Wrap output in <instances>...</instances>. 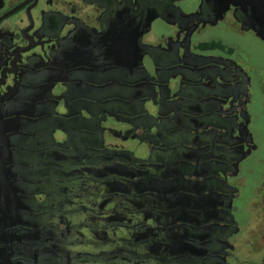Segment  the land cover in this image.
<instances>
[{
	"label": "flooded vegetation",
	"instance_id": "obj_1",
	"mask_svg": "<svg viewBox=\"0 0 264 264\" xmlns=\"http://www.w3.org/2000/svg\"><path fill=\"white\" fill-rule=\"evenodd\" d=\"M253 3L0 0V122L20 123L19 134L32 142L30 154L41 155L44 174L63 173L66 158L84 170L74 166L73 179L64 172L55 181L63 195L50 186L22 187L15 171L18 193L29 189L31 196L19 195L13 230L46 228L41 220L58 198L70 212L111 219L136 214L130 217L139 229L132 236L139 240L127 244L125 256L84 264H264V173L255 175L264 168V146L252 129L254 110L264 111V100L257 99L264 95V64L253 59L245 41L251 34L264 48ZM183 133L189 136L183 153L161 156L172 147L166 135ZM106 134L120 142L108 143ZM84 135L97 138L79 146ZM129 139L148 147L141 158L153 148L155 160L136 162L126 153L109 163L132 171L98 179L101 164L82 160L83 152L113 156L110 149L128 150L121 142ZM29 175L37 176L35 170ZM116 178L140 180L128 184V192L103 184ZM9 209L3 208L8 217ZM5 230L11 236L0 248L11 245L10 264H50L51 258L64 264L63 257L78 264V251L54 250L46 237L20 240L18 230Z\"/></svg>",
	"mask_w": 264,
	"mask_h": 264
},
{
	"label": "crops",
	"instance_id": "obj_2",
	"mask_svg": "<svg viewBox=\"0 0 264 264\" xmlns=\"http://www.w3.org/2000/svg\"><path fill=\"white\" fill-rule=\"evenodd\" d=\"M114 122V121H113ZM111 123L108 122L107 124L109 125H113V126H117L118 128L122 129L124 128L123 125L117 123V125L115 123ZM73 125V124H72ZM85 125V124H84ZM74 126V125H73ZM90 126V125H89ZM21 125L19 122L15 123L12 119L11 120H3L2 122H0V131L1 133V143H2V149L0 150V183L2 182V180H6L7 182H10L11 185L16 186L17 180H16V176H14V172L15 171H20V176H19V181H20V185L22 187H36L35 185H37L38 187L41 186H50L53 189V193L56 195H63V192H57L59 191L58 189V184L55 182L58 179H64L63 175L66 174V177L68 179H73V175L71 174V171H74L72 168H74L75 162V158H66L64 159L63 163L67 164V167L63 170L65 172L60 173L58 170L52 169L49 173H45L44 174V168H42L41 166V155L37 154V155H32L29 153V149H31L30 145H31V141H29L30 139L27 138L26 134H19L21 133L20 131ZM26 131V130H25ZM28 132V130L26 131ZM23 133V132H22ZM107 135V134H106ZM58 137H63V135H57ZM97 138L96 135H94V138H92V136H83L81 138V142H77L78 145H87L92 139L95 141V139ZM107 138V136H106ZM100 140V138H99ZM113 140V139H112ZM112 140H106L108 143L112 142ZM114 142V141H113ZM127 141H123L121 142L126 148L127 147ZM141 144V143H140ZM144 146V149L148 150V147L145 144H141ZM145 151L142 152V155H145L144 153ZM78 152L75 151L73 153H69L66 155H73V154H77ZM79 154V153H78ZM82 154V160L84 162H92V163H99L101 164V168H104L105 166L109 165L111 161H113L112 158V154L111 153H105L104 156H98V155H92L90 153H85L83 152ZM19 159L17 160L16 159ZM98 160V161H97ZM17 161H20L21 164H30L29 168L26 166H20L17 165L16 163H18ZM36 167H34V165ZM109 163V164H108ZM16 164V165H15ZM40 165V167H39ZM68 165H70L68 167ZM17 166H19L17 169ZM34 167V169H33ZM79 170L84 171L81 169V167H77ZM31 170H35L37 176H31L29 175V172H31ZM99 171V170H98ZM110 170L106 171L105 173H103L102 176H100L98 173L96 174L97 179L98 178H104V177H109L111 175H113L115 172H109ZM8 172V175L5 173ZM6 174V175H3ZM49 174V176H48ZM121 174V173H120ZM45 175V176H44ZM121 175H125L122 173ZM48 177H51L52 179H54L53 181H48L47 179H49ZM68 187H70V184H72V182L70 183L69 181H67ZM1 185V184H0ZM78 186L81 187L83 186V183H78ZM108 186V185H107ZM122 186L123 190L118 189V191L120 192H128V188H126L128 185H119V187ZM100 187V185H99ZM109 187V186H108ZM72 188V187H71ZM112 191H117V188L113 189L112 187H109ZM82 189V187H81ZM79 188V190H81ZM101 189V188H100ZM95 190V189H93ZM30 191V192H29ZM42 192H44L42 190ZM67 192V191H66ZM70 191L67 192L66 195V199L68 200V194ZM84 193V191H81ZM98 193H99V189H98ZM16 194L19 196L21 194H23V196H31V190H27L25 191V193H18V191L16 192ZM39 195V193H36V195ZM66 194V193H65ZM22 197V195H21ZM30 198V197H29ZM66 204V205H65ZM50 208L46 209V211H49V213H47L45 216H43V219L41 220L42 225L44 226H49V225H58L60 226L63 230H61V232L57 231L54 233H49L47 232L46 235L51 234L52 236L56 235H60L61 239L60 241H56V240H50V243H48V247H50L51 249H58L59 251H65V250H71L73 249L74 251L77 250H81L80 252H82L83 255H85L86 257L92 258V259H99V258H109L112 257L113 255H120V256H125L123 253V251H125L127 244H131L138 242L139 237H133V233L134 230H131L130 228L133 225H137L138 222H136V220H133L130 216H122L119 218H102V217H95L92 214L89 213H85L84 211L80 212V213H75V212H70L69 211V207L66 203V201L64 199H58L55 198L50 202ZM70 209H72V207H70ZM75 210V209H72ZM28 212H30L29 210H27ZM57 212V213H52L51 212ZM31 213V212H30ZM84 213V214H82ZM63 214V215H61ZM65 214L73 215L72 218L75 220H67L68 218L66 216H64ZM82 214V215H80ZM88 214V215H87ZM80 218L85 219V222L83 225H87L92 227L93 229H86L85 230H76L73 229L72 226H76L79 224H82V222L80 223ZM114 225H120V226H125L126 228H119L116 229L113 226ZM70 226V230H66V228ZM135 234V233H134ZM73 237V238H72ZM48 239V238H47ZM78 240V241H77ZM75 246H73V245ZM77 244H81L76 246ZM72 245V246H71ZM106 252H110L111 254L109 255H100L101 253H106ZM99 253V254H98Z\"/></svg>",
	"mask_w": 264,
	"mask_h": 264
},
{
	"label": "water",
	"instance_id": "obj_3",
	"mask_svg": "<svg viewBox=\"0 0 264 264\" xmlns=\"http://www.w3.org/2000/svg\"><path fill=\"white\" fill-rule=\"evenodd\" d=\"M221 13L222 11H218L216 12V15L217 17H220L221 16ZM253 16H255V18H258L259 21L257 20V23L259 24L258 27H254L258 34L261 36V37H264V7L261 3V1H256L254 0V3H253ZM152 128V127H151ZM132 131H135V127H133L130 132ZM114 135L117 136V137H122L123 139H127L128 138V134L127 132H123V131H119V130H115L114 132ZM170 135H174V134H170ZM170 135H166L167 137V141L166 143L168 142L170 146H172L171 148H168L165 152H162L160 153L161 156H169V157H172V156H179L183 153V151H181V147L182 144H184V140H187V138H189L188 134L187 133H183L182 135L185 136V138L181 139L180 141H171L169 139V136ZM136 136L139 137V135L137 134ZM134 136V137H136ZM100 141H101V144L100 145H103L104 142H105V138H104V135L103 133L101 132L100 134ZM154 142V141H152ZM154 145H157L156 143H153ZM176 146V147H174ZM112 152H113V159H118L120 158V156H123L125 155L126 153H131V155L133 156L134 160L136 162H145V161H148V160H155L154 156L155 155V152L153 150V148L149 151L150 155H149V158L148 159H144V158H141V157H136L134 152L130 151V150H125V149H110ZM185 150V149H184ZM78 167V166H76ZM110 170L109 172H115V174H119V173H123V170H130L132 171L131 168H128L127 166H125L124 164L122 163H119V162H114L113 164H109L107 166H105L104 168H101L99 169L98 171V174L100 176L103 175V173H105L106 171ZM81 171V170H80ZM7 175H8V172H5ZM3 173V175H6ZM134 176H140L139 173H136V175L134 174ZM140 180V179H139ZM139 180H136L135 183H132V182H129V181H124L122 179H112V180H108V181H104L103 184H106L108 185L109 187H112L113 189L117 188L118 189H121L123 190V187L119 185H128V184H135L137 185ZM1 184V187H0V210L1 211V214H3V217H0V226L2 227V231H0V241L3 240V239H9L11 234L5 230V226H8L10 229H14V227H12L13 224H15L17 221H19L18 219L15 220L17 218V216H20L19 213L16 211V208L18 207V205H20V199L21 197L18 196L16 194V192L18 191V188H16L15 186L11 185L10 182H7L6 180H2V182L0 183ZM99 185H102V183H99ZM116 190V189H115ZM27 200L30 201L29 198H26ZM13 204V206H12ZM9 206V210L11 211V216L8 217V214L6 211H3V208L4 207H8ZM15 207V209L13 208ZM5 210V209H4ZM8 210V211H9ZM9 211V212H10ZM6 212V213H5ZM32 214H29L27 215L29 218L31 217ZM63 215V214H61ZM128 216H136V214H132V213H128L127 214ZM7 216V217H6ZM65 216V215H64ZM99 217H103V215H99ZM41 218H42V215H41ZM69 227V230H70V226ZM126 228L125 226H115L116 229H119V228ZM131 230H138L139 228H136V226H133L130 228ZM18 230L20 232V240L22 239H26V238H29L30 235L36 239H40L42 237H46L48 239H51V240H56V241H60L61 239V236L60 235H54L52 236L51 234H48L46 235L47 232L49 233H54V232H57V231H61L63 229H61L59 226H53V225H50V226H47L46 228H40V229H37V230H29V229H26V228H22V227H15V230L13 231H16ZM17 238V239H18ZM31 238V237H30ZM21 242V241H20ZM19 247H21V245H23L22 243H18ZM73 245V244H72ZM71 245V246H72ZM75 246V245H73ZM11 248V245L9 246V248L7 247H3V248H0V252L2 253V261H0V264H10V263H13L12 260H10V258L12 257V254L10 253L9 249ZM15 249H18L16 246H15ZM65 251H68V253L70 254L72 251H74L73 249L69 250H65ZM79 255L81 254L80 251H78ZM106 253H101L100 255H104ZM65 260V259H64ZM62 261L64 262V264H71V259H66L65 261ZM88 260H94V259H88ZM61 260H58V259H53L51 258L50 259V264H58V262H60ZM61 263V262H60ZM15 264H19V262H16L15 260Z\"/></svg>",
	"mask_w": 264,
	"mask_h": 264
},
{
	"label": "rangeland",
	"instance_id": "obj_4",
	"mask_svg": "<svg viewBox=\"0 0 264 264\" xmlns=\"http://www.w3.org/2000/svg\"><path fill=\"white\" fill-rule=\"evenodd\" d=\"M247 38L245 39V41L247 42V43H249L250 44V47H251V52H252V54H253V59L257 62V63H260V64H264V58H263V56H264V48L262 47V44L258 41V39H256V38H254L251 34H248L247 36H246ZM256 73H254V76L256 77ZM257 99H258V101H263L264 100V95L262 94V93H258V95H257ZM113 121H111V123H112ZM113 123H115L116 125H117V121H114ZM118 126V125H117ZM253 131L255 132V136H256V139H257V141L261 144V145H263L264 146V111L262 112V109H260V106H258V108H257V110H254V125H253ZM107 136V139L108 140H112V142L113 143H116V142H120V141H118V140H115L113 137H111L109 134H107L106 135ZM183 138H185V136L184 135H182V134H174V135H170L169 136V139L171 140V141H174V142H176V141H180L181 139H183ZM112 143V144H113ZM127 147H129V148H126V149H128V150H130V151H132V152H134V154H135V156L136 157H140L141 155H142V152L143 151H147L146 149H144V146L143 145H141L137 140H134V139H129V140H127ZM144 152V153H145ZM257 153V152H256ZM259 155V154H258ZM257 155V156H258ZM257 156L256 157H254L253 159H252V163L251 164H253L256 160V158H257ZM264 173V168L262 169V170H259V169H256V171H255V175H257L256 173ZM69 198V197H68ZM69 199H71V198H69ZM77 200H83L82 199V197H80V198H76ZM52 213H57V212H51V214ZM82 214H84V213H82ZM82 214H80V215H82ZM88 215V214H87ZM65 216L68 218L67 220H72L73 218H72V216L73 215H68V214H65ZM128 216V215H127ZM74 220V219H73ZM80 220V223L82 222V224H79V225H74V226H72L73 227V229H76V230H85L84 228H86V229H88V230H90V229H93L92 227H90V226H88V227H85V225H83L84 224V222H85V219H83V218H80L79 219ZM75 221V220H74ZM73 238V237H72ZM78 241V240H77ZM78 245H81V244H77L76 246H78ZM77 251H81V250H77ZM80 256V258H78L79 260H78V264H84V263H86L85 262V260H88V259H92V258H89V257H86L85 255H83L82 254V252H81V254L79 255ZM63 259H67V257H63Z\"/></svg>",
	"mask_w": 264,
	"mask_h": 264
}]
</instances>
